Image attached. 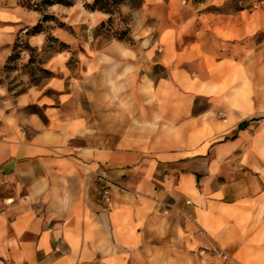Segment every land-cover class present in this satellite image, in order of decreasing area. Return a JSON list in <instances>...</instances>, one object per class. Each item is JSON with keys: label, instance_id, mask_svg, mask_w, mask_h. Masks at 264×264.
<instances>
[{"label": "crops", "instance_id": "1", "mask_svg": "<svg viewBox=\"0 0 264 264\" xmlns=\"http://www.w3.org/2000/svg\"><path fill=\"white\" fill-rule=\"evenodd\" d=\"M92 1L0 0V264H264V1Z\"/></svg>", "mask_w": 264, "mask_h": 264}, {"label": "rangeland", "instance_id": "2", "mask_svg": "<svg viewBox=\"0 0 264 264\" xmlns=\"http://www.w3.org/2000/svg\"><path fill=\"white\" fill-rule=\"evenodd\" d=\"M38 0H30L31 4L36 3ZM225 10L228 8L235 7V5H254L260 3L257 0H225ZM128 6L130 11H135L141 6V0H117L115 6L111 9L108 14L109 20L107 23L103 21L102 30L105 34H113L114 36H120L124 38V35L128 32L130 28V12L123 13V7Z\"/></svg>", "mask_w": 264, "mask_h": 264}, {"label": "trees", "instance_id": "3", "mask_svg": "<svg viewBox=\"0 0 264 264\" xmlns=\"http://www.w3.org/2000/svg\"><path fill=\"white\" fill-rule=\"evenodd\" d=\"M30 0H27V6L28 7H33L34 9H36L37 11L39 10L41 12V17L38 21V23L30 30L31 33H36L38 31H41V30H45L44 26L42 23L44 22H47L49 21L50 19H52V16L45 13L44 10L46 9L47 6L49 5H52V4H55V3H63V4H66V5H69L70 4V0H38L36 3L34 4H31L29 2ZM117 0H93L90 4H84V6L87 8V9H97V10H100L104 13H110L111 12V9L115 6V3H116ZM258 2H263L264 0H257ZM142 2V0H141ZM241 6V5H240ZM234 8H241L239 7V5H235ZM109 20V18L106 19V23L107 21ZM104 23H100L97 27H96V31L97 32H103V26ZM118 38L121 39L120 36H117ZM47 40H51V38L48 36L47 37ZM23 48H27L26 45H23L22 46ZM16 53L12 54L9 59H13L14 57H16Z\"/></svg>", "mask_w": 264, "mask_h": 264}, {"label": "built area", "instance_id": "4", "mask_svg": "<svg viewBox=\"0 0 264 264\" xmlns=\"http://www.w3.org/2000/svg\"><path fill=\"white\" fill-rule=\"evenodd\" d=\"M109 186H110V183L109 181H104V186L102 187L101 191H102V196L104 198L105 201H109L110 200V196H109ZM223 257H225L223 255Z\"/></svg>", "mask_w": 264, "mask_h": 264}]
</instances>
